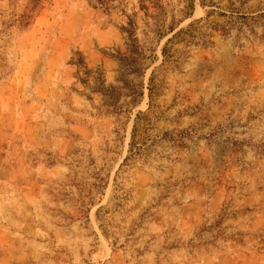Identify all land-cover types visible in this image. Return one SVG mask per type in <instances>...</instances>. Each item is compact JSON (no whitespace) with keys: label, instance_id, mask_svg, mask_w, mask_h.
Masks as SVG:
<instances>
[{"label":"rangeland","instance_id":"374dc122","mask_svg":"<svg viewBox=\"0 0 264 264\" xmlns=\"http://www.w3.org/2000/svg\"><path fill=\"white\" fill-rule=\"evenodd\" d=\"M0 264H264V0H0Z\"/></svg>","mask_w":264,"mask_h":264}]
</instances>
